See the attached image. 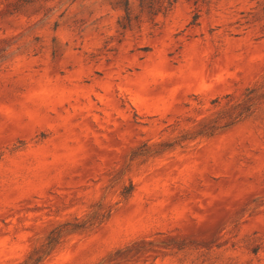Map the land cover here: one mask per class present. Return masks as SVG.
<instances>
[{
	"label": "rangeland",
	"instance_id": "obj_1",
	"mask_svg": "<svg viewBox=\"0 0 264 264\" xmlns=\"http://www.w3.org/2000/svg\"><path fill=\"white\" fill-rule=\"evenodd\" d=\"M0 264H264V0H0Z\"/></svg>",
	"mask_w": 264,
	"mask_h": 264
}]
</instances>
